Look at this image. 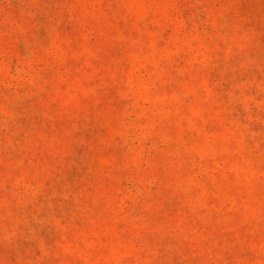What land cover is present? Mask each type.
Returning <instances> with one entry per match:
<instances>
[{
  "label": "rangeland",
  "instance_id": "1",
  "mask_svg": "<svg viewBox=\"0 0 264 264\" xmlns=\"http://www.w3.org/2000/svg\"><path fill=\"white\" fill-rule=\"evenodd\" d=\"M0 264H264V0H0Z\"/></svg>",
  "mask_w": 264,
  "mask_h": 264
}]
</instances>
